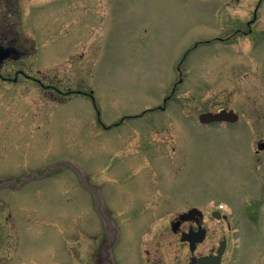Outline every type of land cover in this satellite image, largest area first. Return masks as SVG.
I'll list each match as a JSON object with an SVG mask.
<instances>
[{
    "label": "rangeland",
    "instance_id": "374dc122",
    "mask_svg": "<svg viewBox=\"0 0 264 264\" xmlns=\"http://www.w3.org/2000/svg\"><path fill=\"white\" fill-rule=\"evenodd\" d=\"M74 2L87 39L43 52L96 103L0 89V264H178L161 214L208 202L233 214V264H264V1L257 20L259 0ZM221 109L241 122L197 121Z\"/></svg>",
    "mask_w": 264,
    "mask_h": 264
},
{
    "label": "flooded vegetation",
    "instance_id": "af4514ba",
    "mask_svg": "<svg viewBox=\"0 0 264 264\" xmlns=\"http://www.w3.org/2000/svg\"><path fill=\"white\" fill-rule=\"evenodd\" d=\"M263 1L259 0L254 20L259 19L257 13ZM230 5L228 2L225 8L228 9ZM84 8L83 4L75 6L74 0H0V89L4 91L3 94L6 97L7 93L17 94L24 101L23 99L30 94L32 102L37 96L39 100H46L48 105L54 107L82 96L91 99L95 105V92L86 88V81L67 82V79L61 78L63 75H58L62 67L53 65L65 58L44 53L48 43L43 44V41L68 39L70 35L73 38L74 30L79 31L75 46L87 39L88 28L82 18ZM47 10H49V17L45 16ZM40 19L43 21V26L51 28L54 33L43 36L39 29L38 20ZM48 19H51V22L47 21ZM250 23L248 22V26ZM236 32L245 33L246 30L238 28ZM233 36L234 34L230 33L229 37ZM74 49L64 57L67 55L73 57ZM41 61L43 64L40 63ZM159 108L165 110V106ZM34 115L43 116L39 112ZM241 119L242 116L235 123L215 122L207 126L225 127L239 124ZM263 151L264 148L261 150L258 148L255 153L261 156ZM125 196L128 199V196ZM194 208L197 210L192 213ZM142 212L146 210L142 209ZM161 215L166 218L164 220L166 235L173 239L169 242V248L174 250L176 246V249L182 253V256L178 258V264H233L235 262L237 240L234 234L236 230L233 228V214L229 209L216 208L211 202L203 205L188 203L182 208H173ZM3 232L5 228L0 229V238L4 236ZM231 237L236 240V246L231 245ZM145 255L144 264H164L158 258H151L148 249Z\"/></svg>",
    "mask_w": 264,
    "mask_h": 264
},
{
    "label": "water",
    "instance_id": "95a60500",
    "mask_svg": "<svg viewBox=\"0 0 264 264\" xmlns=\"http://www.w3.org/2000/svg\"><path fill=\"white\" fill-rule=\"evenodd\" d=\"M234 117V113H228L227 111H221L218 114H213V113H206L201 115L200 120L203 123H208L211 121H219V120H228L231 117Z\"/></svg>",
    "mask_w": 264,
    "mask_h": 264
}]
</instances>
